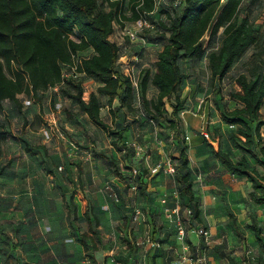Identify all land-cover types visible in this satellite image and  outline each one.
Segmentation results:
<instances>
[{"label": "trees", "instance_id": "obj_1", "mask_svg": "<svg viewBox=\"0 0 264 264\" xmlns=\"http://www.w3.org/2000/svg\"><path fill=\"white\" fill-rule=\"evenodd\" d=\"M244 2L184 0L181 7H169L168 21L162 23L169 33L158 41L161 46L152 77L157 95L151 99L146 96L148 76L141 85L140 98L151 119L161 122L163 116H169L167 103H170V125L179 127V114L185 109L181 92L186 74L182 62L199 63L204 58L203 37L208 31L214 42L223 29L219 48L208 56L213 78L223 79L236 60L259 41L254 23L247 15L242 17ZM155 8L156 0H0V110L6 101L22 106L21 94L42 101L49 92L55 101L61 92L95 125L108 130L109 124L101 115L102 98L107 97L110 105L118 98L121 107L129 108L136 98L132 80L116 68L122 49L110 38L115 24L125 26L126 22L134 23L142 17L153 20ZM86 51H91L90 55ZM76 57L77 71L82 75L66 78L62 84L64 72L78 61ZM88 78L99 82L97 91L86 92L84 80ZM237 84L241 89L232 96L243 106L229 113L234 118L232 122L238 125L231 139L243 143L248 150L261 138L259 125L253 128L252 124L259 120L264 104V66L251 67L248 75L242 73L237 77ZM57 85L59 92L53 90ZM5 137L6 131L0 128V143ZM178 146L179 190L188 197L194 218L201 221L202 198L195 192L188 146L183 142ZM214 152L230 173L246 176L250 181L258 179L264 188V171L252 161L253 156L245 152L235 158L220 148ZM96 156L115 167L118 165L114 156L105 151L96 152ZM139 171L137 177H151ZM139 183L136 191L145 194L147 188ZM252 198L258 204L263 203L264 192L261 195L252 192ZM254 228L259 237L261 229Z\"/></svg>", "mask_w": 264, "mask_h": 264}, {"label": "crops", "instance_id": "obj_2", "mask_svg": "<svg viewBox=\"0 0 264 264\" xmlns=\"http://www.w3.org/2000/svg\"><path fill=\"white\" fill-rule=\"evenodd\" d=\"M110 38L119 46L124 44V39L117 34L116 28ZM147 47L142 53L151 48ZM121 60L116 68L127 74L124 63L137 65L139 56L128 53ZM155 61L156 66L150 72V83L157 95L158 88L152 83L157 69V56ZM189 62L197 65L190 60ZM192 83L188 80L182 86L181 94L185 101L183 126L193 143L190 154L193 151L198 153V172L202 173V179L205 180L204 188L199 193L202 198V216H206L210 222H216L218 203L212 201V195L216 192L218 181L214 180L215 177L206 180L207 156L211 150L219 148L233 157L237 152L241 155L242 151L232 139L227 143L224 138L222 141L210 140V146L204 143L200 135L206 128L204 120H208L211 108L207 110V103L203 107L200 95L193 98L196 87ZM98 87L99 82L93 91H97ZM47 95V99L37 101L33 96L21 94L19 98L22 106L6 101L4 108L0 110V128L6 131L0 152V263L88 264L90 260L94 264H103L106 257L115 256L116 248L112 243L117 242L118 226L132 212L133 203L137 202L131 192V184L135 181L123 178L121 170L96 156V152H100L97 151L99 148L106 150L110 146L112 149L109 151H112L108 154L117 160L118 150L112 143L107 146L100 137L84 135V128L80 125L85 123L90 124L92 129H100L86 113L79 111L73 103L72 111L64 108L60 103L59 93L53 106L51 93L46 92ZM140 96L136 91L131 107H135L138 98L141 101ZM146 96L152 98L147 92ZM106 98L103 97L102 101ZM187 100L191 103L188 104ZM113 104L107 102L106 106L113 110L118 104L114 114L109 112L104 117L103 107L101 109L102 118L109 125L117 123L125 114L120 110L127 108L121 107L118 98L114 99ZM121 125H125V129H135L130 121H122ZM65 126L70 132L79 134L78 137L64 134ZM224 130L225 126L222 127V132ZM217 159L219 161L218 157ZM225 173L226 177L235 178L231 193L240 190L244 192L245 183L238 179L240 175L228 170ZM213 175L217 176L216 173ZM155 177L157 175L150 178L144 176L137 182L140 181L139 184L148 191L165 192L166 187L157 182L160 177ZM107 183L118 194L120 192L132 196L129 204L122 206L115 203L111 193L105 188ZM231 193L226 197L229 198L228 202L233 203L237 197L235 198V194L230 195ZM163 201L165 200L158 203L162 213L166 207ZM158 205L146 204L142 217L149 218L151 223L156 221L160 218L159 209L156 208ZM175 207L174 205L173 209ZM134 212L135 210L133 214ZM161 217L166 218L164 215Z\"/></svg>", "mask_w": 264, "mask_h": 264}, {"label": "rangeland", "instance_id": "obj_3", "mask_svg": "<svg viewBox=\"0 0 264 264\" xmlns=\"http://www.w3.org/2000/svg\"><path fill=\"white\" fill-rule=\"evenodd\" d=\"M167 2H170V0H167ZM168 9L169 7L163 3L157 9L155 15L151 17L153 19L151 21L155 24L154 27L139 33L145 37L147 43L151 45L148 47L151 48L139 56L137 65L134 63L133 75L137 83L134 86L135 91L140 93L142 81L148 76L147 94L152 98L156 96V92H154V88L150 83V72L156 66L155 59L161 46L158 41L166 33L167 35L169 33L162 24L168 21ZM245 15L250 18L259 31V41L236 60L223 79L212 77L208 59L209 54L219 48L223 37V29L220 30L217 40L214 42L211 40L210 31L204 35L205 56L197 65H191L189 60L182 62L183 70L186 73V79H184L182 86L188 80L193 82L192 84L196 87L193 98L200 95L203 107L207 103V110L211 108L210 115H207L208 120H204L209 137L203 136L202 133L200 135L207 146H210V140L212 142L218 139L222 141L223 138L227 143L229 139L231 140L232 135H235L238 125L232 122L234 118L230 117L229 113L243 106V103L232 96L233 92L241 89L237 84V77L242 73L248 75L251 67L264 66V0H245L242 17ZM126 27L134 28L135 26L130 22H126L125 26H122L119 22L115 24L117 34L123 37L124 43H129V39L124 34ZM137 44L131 45L129 53H139L141 47L139 48L140 45L137 46ZM154 44L157 46H154ZM85 53L90 55L91 51ZM84 82L88 93L96 89L98 83L94 78L85 79ZM59 94L61 95L60 103L63 107L72 111L74 109L72 101L66 99L61 92ZM48 97L49 95L45 96L44 99ZM107 102V98L102 101L104 117L109 115V112L114 114V109H118L117 104L113 110H110L106 106ZM54 103L55 101H53V106ZM187 103L191 102L187 100ZM167 108L169 116H163L161 122H156L150 118L143 102L139 101L138 98L135 107L120 110L125 114L119 118L118 124L113 122L109 125L108 130L102 128L99 130L93 128V130L90 124L87 123L80 125L81 128H84V135L100 137L101 141L105 140L107 146L112 143L113 147L118 150V165L116 168L124 174L123 178L134 181L140 179V177L131 175V167L139 168L145 175L152 176L149 169L161 165L162 170L157 175V177H160L157 182L166 187V191L163 193L159 190H147L145 194H142L141 191L131 190L137 202L133 203L132 212L118 226L117 242L112 243V246L116 248L115 256L106 257L103 264H245L246 262L264 264V202L258 204L252 198V192L259 195L264 192L263 183L258 179L250 181L246 176H240L238 179L245 183L244 192L240 190L231 193L233 192L232 184L235 182V178L234 176L226 177V167L220 163V160V162L218 161L214 151L211 150L209 156H207L208 172L206 180L215 177L214 180L218 181L217 188H215L216 192L212 195V201L218 203L217 217L216 222H210L206 216L204 218V215L201 221H197L194 218L191 206L188 204V197L182 196L179 190L177 168L180 163L176 159L179 155L178 143L183 142L188 146L195 192L197 193H200L205 184V180L201 176L202 173L198 172L200 171L199 155L194 151L190 154L193 143L190 139H187L188 134L183 126L182 115L184 111L179 114V127L173 128L170 125L172 113L170 103H167ZM122 121L123 123L124 121L132 122L135 129L133 131L131 128L124 130L125 125H121ZM232 124H234L233 128L230 127ZM252 125L253 128L259 125L261 133V138L256 139L254 146L247 150V148H244L246 146L243 143L238 141H234V143L242 153L247 152L253 156L252 161L257 164L259 169L264 171V104L261 108L259 120ZM223 126H225V130L222 132ZM63 130L66 132L64 134L69 136L75 135L78 137L79 135L70 132L66 126ZM125 132L128 133L125 134ZM1 147L0 143V149ZM224 148L227 147L224 145ZM109 149L112 148L108 146L106 150L99 148L97 151L110 153L112 150L109 151ZM239 156L240 152H237L234 157L238 158ZM167 162L174 164L175 173L165 172ZM110 165L113 166L111 163ZM214 173L217 176H214ZM128 187L127 189H129ZM229 193H231L230 195L235 194V198L237 197V199H234L235 202L233 200H231L233 203L228 202L229 198L226 195ZM119 194L120 201H113L122 206L128 205L132 196L120 192ZM163 199L165 200L163 203L166 204L165 212L159 215H164L166 218H158L151 223L149 218L142 217L144 209L146 211L147 208L146 204L158 205ZM178 204L182 210L179 219L185 228L183 237H180L179 233L178 216L171 213L173 206ZM137 208L142 210V216L135 220L133 211ZM156 208L161 209L159 205ZM189 210L191 214H189ZM254 227L261 229L259 237H257ZM202 228L208 232V235H200L199 229Z\"/></svg>", "mask_w": 264, "mask_h": 264}, {"label": "built area", "instance_id": "obj_4", "mask_svg": "<svg viewBox=\"0 0 264 264\" xmlns=\"http://www.w3.org/2000/svg\"><path fill=\"white\" fill-rule=\"evenodd\" d=\"M165 3L168 7H172V8H178L181 7L182 5H184V0H170V2H167V0H156V8L155 11H157V9L163 4ZM155 11L151 12L154 13ZM150 13V14H151ZM134 24V28H128L126 27V32L124 33L125 36H127V38L129 39V43H124L122 44L121 47V53L122 55L120 56L118 63H120L122 60V58L129 53L131 45L134 43H138V45L141 46L139 53L136 54V56H140L141 53L146 49V47L148 46L147 40L145 39V37L141 36L139 33L141 31H144L146 29H152L154 27V23L147 17H142L139 20H137L136 22L133 23ZM125 54V55H124ZM77 58V57H76ZM74 64L71 66L70 70H66L63 74V81L62 84L65 82L66 78L69 77H79L82 74L79 73L77 71V66H78V62L79 59L77 58ZM126 64V70H127V75L130 77V79L132 80L133 84H136V79L135 76L133 75V68L134 66H131L130 62H126L124 63ZM60 89V85H57L53 88L54 91L59 92ZM201 108V106H200ZM231 128L234 127V124L230 125ZM202 135L205 137H209V133L203 129L202 130ZM190 137L187 136V139H189ZM162 170L161 165H157L155 167L150 168V172L152 175L159 173ZM165 172L167 173H175L176 172V168L174 166V164H172L171 162H167V167L165 168ZM140 175V171L139 168H133L132 169V176L137 177ZM105 188L111 193V196L114 198L115 201H120V195L114 190V188L112 187V185L110 183H107L105 185ZM131 188L132 190L136 191L138 188V182L135 181L131 184ZM165 202V201H164ZM171 213L175 216H178V228H179V233H180V237H183L185 235V228L183 227V225L180 222V213H181V207L179 205H176V207L174 209L171 210ZM189 214H191V211L189 210ZM142 216V210L140 208L135 209L134 212V216L133 218L135 220L139 219ZM199 233L200 235H208V232L206 230L199 229ZM1 264V263H0ZM88 264H94V262L92 261H88ZM245 264H251L249 262H246Z\"/></svg>", "mask_w": 264, "mask_h": 264}]
</instances>
